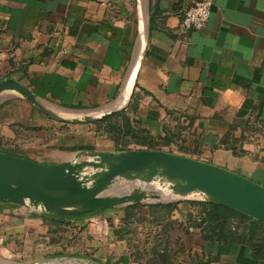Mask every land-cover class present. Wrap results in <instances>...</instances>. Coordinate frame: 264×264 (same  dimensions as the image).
I'll use <instances>...</instances> for the list:
<instances>
[{"label": "crops", "instance_id": "1", "mask_svg": "<svg viewBox=\"0 0 264 264\" xmlns=\"http://www.w3.org/2000/svg\"><path fill=\"white\" fill-rule=\"evenodd\" d=\"M213 1L208 23L196 30L181 25L192 0H0V81L23 83L65 118L131 110L167 141L155 149L264 185V0ZM102 118L58 119L7 90L0 96V150L11 147L4 139L22 141V156L50 165L83 150L147 148L130 143L120 149L107 133L98 136L94 121ZM119 124L110 121L108 132ZM198 210L183 200L161 210L177 223L172 264H264L263 222L233 215V238H205L204 228L187 226L188 214ZM112 214L67 217L78 240L61 246L50 242L67 225L51 223L58 217L0 203V264H72L66 254L59 258L64 248L94 251L105 261L114 250L124 254L126 241L109 230Z\"/></svg>", "mask_w": 264, "mask_h": 264}, {"label": "water", "instance_id": "2", "mask_svg": "<svg viewBox=\"0 0 264 264\" xmlns=\"http://www.w3.org/2000/svg\"><path fill=\"white\" fill-rule=\"evenodd\" d=\"M144 40L145 34L144 39L142 35L140 38L137 60ZM7 90L62 120L88 121L116 111L65 118L48 109L34 91L12 77L0 81V96ZM126 183L132 186L123 188ZM165 190L169 195L164 194ZM184 199L224 205L264 222V185L223 166L177 152L148 148L83 150L68 161L49 165L0 150V203H14L53 216H80L132 203Z\"/></svg>", "mask_w": 264, "mask_h": 264}, {"label": "trees", "instance_id": "3", "mask_svg": "<svg viewBox=\"0 0 264 264\" xmlns=\"http://www.w3.org/2000/svg\"><path fill=\"white\" fill-rule=\"evenodd\" d=\"M133 112L131 110H122L119 112H114L110 115L105 116L102 119H99L96 122L98 125L97 128L102 135L106 134L108 137L112 138L117 147H122L120 149H124L127 144L133 143L136 145L144 146L149 149H155L157 146L163 145V143H167V141L163 140V138H156L153 136L145 127L142 126L141 122L138 119L133 117ZM119 121L120 124L117 130L114 133L108 132V123L110 121ZM172 140V139H170ZM122 145V146H120ZM92 149V148H88ZM4 150L8 153L21 155L10 147L4 148ZM22 156V155H21ZM174 203H157L156 206L164 209V210H172L174 207ZM192 205L198 206V212H191L188 214L187 226L190 227H202L205 230L204 237L205 238H217L222 240H227L233 238L235 232L228 226V221L233 215H241L247 216L253 219H256L259 222H263L251 215L243 213L241 211L235 210L233 208L203 202V201H193ZM201 216V219H199ZM64 219L59 218H51L50 221L53 224L60 225L62 224ZM159 224L162 225V231L164 232V242L162 244L163 239H160L158 236H153V244L149 242V239L144 242V244L140 247L138 245L134 246L131 251V256H122L117 261L112 262L110 259L107 261V264H120V263H128L130 258L139 263H148V264H172L173 259L178 253V250L173 247L171 244V233L170 229L177 225L173 220H167L164 222L162 220H158ZM213 223H218L217 225H211ZM264 223V222H263ZM207 224V225H206ZM171 229V230H172ZM129 229L127 226L121 225L119 229H116V234L120 236V238H125L128 236ZM170 233V235H168ZM129 238V237H128Z\"/></svg>", "mask_w": 264, "mask_h": 264}, {"label": "rangeland", "instance_id": "4", "mask_svg": "<svg viewBox=\"0 0 264 264\" xmlns=\"http://www.w3.org/2000/svg\"><path fill=\"white\" fill-rule=\"evenodd\" d=\"M98 134H99L98 136H103L102 133H98ZM3 142L5 144L4 146L9 145V146H11L10 147L11 149H13L19 153H24V154L26 153L24 142H22V141L15 142V141H6L4 139ZM74 155H75V153L72 155V158L74 157ZM131 186H132V184L126 183L123 186V188L124 187L125 188L131 187ZM109 193H111V192H109ZM164 193L169 194V191L165 190ZM183 201L186 204V206H188L190 208L197 207V205L196 206L192 205L193 201L207 202V201L199 200V199H184ZM178 202H179V200L174 201V202H170V203H174L175 204L174 207H175ZM156 204L157 203L140 202V203H132V204L116 206V207L105 209L108 211H112V213H113L112 216L110 217L109 221H108L109 227H110L109 230H111V235L114 236V238L116 237V239H122V240L126 241V243H127L128 250L124 254L119 255L117 253V250H114L112 252V256L109 257L105 261L104 256L99 255V254H95L94 251L87 252V251H83L81 248L80 249L72 248L66 252L65 248H64V250H60L59 254H61V255H59V258L63 257L64 256L63 254H66V256L73 258L71 261L72 264H107V261L109 259L112 262H115L122 256H125V255L131 256L130 253H131L133 247L136 245L141 247L144 244V242L148 239H149V242L151 244H153V240H154L155 236H158V237H160V239H163L162 244H165V242H164L165 240H164V236H163L164 232L162 231V225L159 224L158 220H162L164 222H167L166 217L163 216V215H166V213H165V211H161L163 209L157 207ZM145 206H147V207H145ZM154 207L159 210V214H156V212H154L155 211ZM105 210H102V211H105ZM167 211L168 210H166V212ZM99 212H101V211H99ZM163 212L165 214H163ZM42 213H44V212H42ZM95 213H98V212H95ZM44 214H46V213H44ZM91 214H93V213H91ZM87 215H89V214H87ZM55 217H58L59 219H64L62 224H60V227H61V225H66V224L67 225H66V228L60 229V231L56 235V238H53L52 241H50V242L51 243H53V241L59 242L60 245L62 246V244H64V243L70 244L71 242L74 243V241L78 240V235H76V233L73 231V228H71V226L69 227V223H66L67 217H76V216H55ZM116 217H117V219L120 220V223L117 226L115 225V222H116L115 218ZM121 225L127 226V228L129 229V233H127L128 236H125V238H120V236H118V234H116V229H119V227ZM171 229H172V227H171ZM171 229H170V233H171ZM170 233L168 235H170ZM173 243L176 245L179 244L177 241H173L171 239V244L173 245ZM70 247H72V246L70 245ZM119 250H120V247H119ZM35 252L36 251L34 248H32V247L28 248V253H33V255H34ZM48 254L49 253L44 254V257H47ZM37 257H38V255H37ZM43 264H46V260H44ZM59 264H62V263H59ZM120 264H148V263H139V262H136L130 258V261L128 263H120Z\"/></svg>", "mask_w": 264, "mask_h": 264}, {"label": "built area", "instance_id": "5", "mask_svg": "<svg viewBox=\"0 0 264 264\" xmlns=\"http://www.w3.org/2000/svg\"><path fill=\"white\" fill-rule=\"evenodd\" d=\"M213 5V0H192L185 10L181 25L186 29L204 28L212 14Z\"/></svg>", "mask_w": 264, "mask_h": 264}, {"label": "bare ground", "instance_id": "6", "mask_svg": "<svg viewBox=\"0 0 264 264\" xmlns=\"http://www.w3.org/2000/svg\"><path fill=\"white\" fill-rule=\"evenodd\" d=\"M165 195H169V194H166V193H164Z\"/></svg>", "mask_w": 264, "mask_h": 264}]
</instances>
